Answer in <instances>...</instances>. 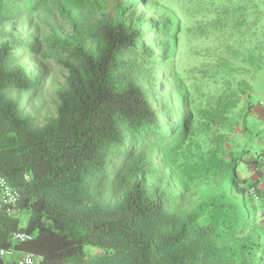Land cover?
Returning <instances> with one entry per match:
<instances>
[{"label":"trees","instance_id":"1","mask_svg":"<svg viewBox=\"0 0 264 264\" xmlns=\"http://www.w3.org/2000/svg\"><path fill=\"white\" fill-rule=\"evenodd\" d=\"M151 1L0 0V27L46 4L61 18L96 15L88 32L55 43L67 57L66 87L42 126L11 98L35 87L20 62L33 44L0 39V175L26 215L21 228L0 218V249L40 264H264L253 186L235 161L217 159L196 206L178 208L186 189L176 194L162 162L188 139L191 114L167 68L178 21L153 20ZM18 229L29 238L12 244ZM85 247L102 253L87 259Z\"/></svg>","mask_w":264,"mask_h":264},{"label":"rangeland","instance_id":"2","mask_svg":"<svg viewBox=\"0 0 264 264\" xmlns=\"http://www.w3.org/2000/svg\"><path fill=\"white\" fill-rule=\"evenodd\" d=\"M162 13L178 21L175 52L167 68L187 95L191 114L188 139L162 162L176 194L186 189L178 204L185 214L196 206L206 184H212L209 172L217 168V159L235 161L241 176L255 140L264 135V0H152L148 16L156 20ZM95 16L76 11L61 18L55 6L46 4L0 27L1 40L12 34L19 42L33 44L34 53H21L20 62L36 78L35 87L13 92L11 98L20 96L24 114L38 126L55 117L58 94L66 87L67 57L55 43L88 32ZM174 195L169 193L170 203ZM25 222L23 213L19 227ZM101 253L84 248L87 259ZM23 255L3 261L18 263Z\"/></svg>","mask_w":264,"mask_h":264},{"label":"crops","instance_id":"3","mask_svg":"<svg viewBox=\"0 0 264 264\" xmlns=\"http://www.w3.org/2000/svg\"><path fill=\"white\" fill-rule=\"evenodd\" d=\"M264 122V117L261 119ZM261 123V126L264 123ZM250 161H253L250 163ZM246 168L241 170V176L248 179L255 188V196L252 197L253 216L256 223L264 230V135L255 140L247 159ZM22 252L12 249V256ZM24 254V253H23ZM8 257V256H7ZM4 264H12L9 259Z\"/></svg>","mask_w":264,"mask_h":264},{"label":"built area","instance_id":"4","mask_svg":"<svg viewBox=\"0 0 264 264\" xmlns=\"http://www.w3.org/2000/svg\"><path fill=\"white\" fill-rule=\"evenodd\" d=\"M250 193L253 198L255 196V188H250ZM23 214L21 208V197L19 192L10 186L3 176L0 175V218L18 219ZM29 238L25 233L16 230L10 236L11 243H20ZM12 255V250L0 249V258H5ZM41 257L32 253H24L23 258L14 264H40Z\"/></svg>","mask_w":264,"mask_h":264}]
</instances>
